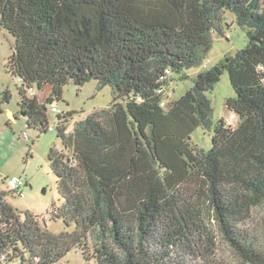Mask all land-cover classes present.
Returning <instances> with one entry per match:
<instances>
[{"label": "trees", "instance_id": "obj_1", "mask_svg": "<svg viewBox=\"0 0 264 264\" xmlns=\"http://www.w3.org/2000/svg\"><path fill=\"white\" fill-rule=\"evenodd\" d=\"M232 24L246 28V45L173 99L171 74L187 79ZM0 28L14 39L7 71L20 80L27 127L53 130L46 105L69 82L113 94L103 117L70 132L72 112L55 113L63 148L47 157L62 202L46 215L70 230L52 233L14 207L7 197L19 193L0 173V264H59L72 249L96 264H264V239L244 229L264 209V0H0ZM224 71L235 126L211 119L206 92ZM197 127L212 131L207 151L190 142Z\"/></svg>", "mask_w": 264, "mask_h": 264}, {"label": "rangeland", "instance_id": "obj_2", "mask_svg": "<svg viewBox=\"0 0 264 264\" xmlns=\"http://www.w3.org/2000/svg\"><path fill=\"white\" fill-rule=\"evenodd\" d=\"M223 23L231 20L232 14L225 12ZM224 26V31L225 25ZM229 32L212 34V45L207 56L197 67L185 70L187 79H179L178 75L172 73L173 81L169 84L174 89L172 98L180 97L193 82V77L199 71H205L218 63L225 54H234L243 48L247 41L246 28L232 24L228 28ZM14 44L13 37L4 29L0 28V173L3 176L21 177L26 186L23 187L24 197L11 194L7 197L14 207L22 211H30L39 215L45 220L46 228L52 233H60L71 228H66L60 219L54 218L51 214L46 215L51 205L59 206L62 202L56 189V176L49 167L48 151L51 147L62 150L60 138L57 136L55 126L52 131L41 132L37 127H27V117L19 108L20 80L11 76L7 71V61L12 53ZM8 91L10 96L8 101H2L4 91ZM50 93V86L44 84L40 89L35 88V94L39 101L45 102ZM210 99L212 112V122L216 124L221 118H229L231 112L225 105V100L234 95L229 83L227 72H223L219 81L214 84L210 91L206 92ZM113 94L108 86L98 88L95 80L84 83L81 87L69 82L63 89L62 97L52 103H47V119L50 123L57 122V115L49 112L50 106L56 107L59 111H71L72 117L69 123L70 132L75 123L92 112H98L100 117L111 107ZM10 112V113H9ZM12 114V116L10 115ZM236 118L227 124L235 126ZM26 131L28 141L21 137V133ZM211 130L197 127L191 134L190 142L198 149L207 151L211 147ZM252 217L247 220L244 229L254 228L264 239V209L256 208L252 212ZM42 221V220H41ZM219 253L223 257H231L230 250L221 241H218ZM96 264L94 261H85L84 256L78 249H72L66 254L59 264Z\"/></svg>", "mask_w": 264, "mask_h": 264}, {"label": "built area", "instance_id": "obj_3", "mask_svg": "<svg viewBox=\"0 0 264 264\" xmlns=\"http://www.w3.org/2000/svg\"><path fill=\"white\" fill-rule=\"evenodd\" d=\"M166 72L168 73V70H166ZM171 84H172V83H171ZM162 90H163V89H162ZM163 92H164V90H163ZM163 104H164V103L162 102L161 105H163ZM50 110H51V112H53V113L59 112V110H58L56 107H54V106H52V107L50 108ZM233 119H234V115L231 114V115L229 116V118H227V121L232 122ZM50 129H53V125H52V124H51V126H50ZM24 138H28V136H27L26 134H24ZM1 179H2V177L0 176V180H1ZM3 183L6 185V187H7L8 189H14V190H17L18 193H19V196H20V197H24L23 192L20 191V187H22V185L24 184V182H23V180H22L20 177H6V178H4Z\"/></svg>", "mask_w": 264, "mask_h": 264}, {"label": "water", "instance_id": "obj_4", "mask_svg": "<svg viewBox=\"0 0 264 264\" xmlns=\"http://www.w3.org/2000/svg\"><path fill=\"white\" fill-rule=\"evenodd\" d=\"M41 108H43V110L45 109L44 104H41ZM10 113V112H9ZM24 114V113H23ZM12 116V114H10ZM13 117V116H12Z\"/></svg>", "mask_w": 264, "mask_h": 264}]
</instances>
